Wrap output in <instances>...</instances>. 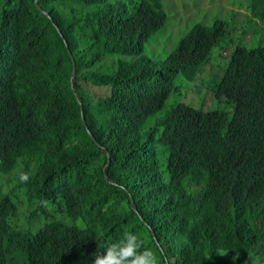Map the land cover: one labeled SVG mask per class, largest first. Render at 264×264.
I'll return each instance as SVG.
<instances>
[{"label":"trees","instance_id":"obj_1","mask_svg":"<svg viewBox=\"0 0 264 264\" xmlns=\"http://www.w3.org/2000/svg\"><path fill=\"white\" fill-rule=\"evenodd\" d=\"M81 1L0 0V264H92L94 252L124 234L104 219L128 185L140 206L167 197L165 212L179 219L147 240L167 264H264V46L234 48L224 81L246 92L242 109L257 110L229 117L185 104L144 131L164 107L168 77L204 72L227 24L197 23L152 60L141 53L165 24L161 0ZM246 1L264 18V0ZM103 90L106 123L88 124L81 101ZM157 143L172 152L169 186L156 170ZM185 174L186 211L177 215Z\"/></svg>","mask_w":264,"mask_h":264},{"label":"rangeland","instance_id":"obj_2","mask_svg":"<svg viewBox=\"0 0 264 264\" xmlns=\"http://www.w3.org/2000/svg\"><path fill=\"white\" fill-rule=\"evenodd\" d=\"M127 1L129 0H108V3ZM161 2L166 13L165 24L144 42L142 57L162 60L176 48L179 39L197 23L211 25L220 19L225 21L227 26L224 36L212 48L207 68L201 72V76L188 80L183 74H178L173 80V89L164 107L147 118L143 130L152 126L155 120L177 101L204 111L223 110L230 117L233 102L225 98H215L211 88L220 81L230 54L237 45L246 48L264 46V19L251 17L245 0H161ZM116 58V54L109 55L101 65L106 68ZM107 92L108 90L92 91L89 94L96 98ZM167 155L168 150L157 143V157L161 169L165 168ZM164 176L168 178L166 172Z\"/></svg>","mask_w":264,"mask_h":264},{"label":"clouds","instance_id":"obj_3","mask_svg":"<svg viewBox=\"0 0 264 264\" xmlns=\"http://www.w3.org/2000/svg\"><path fill=\"white\" fill-rule=\"evenodd\" d=\"M82 3L86 1H81ZM246 2V8L249 11L251 17L259 18L251 14L249 6ZM162 4V2H161ZM261 19V18H259ZM264 19V18H262ZM261 19V20H262ZM226 32V29L223 31ZM222 34L221 31H218L217 36ZM237 48L245 50L244 46L237 45ZM235 47V48H236ZM229 61V60H228ZM233 72V59L227 62V65L222 73L220 81L211 88L213 95L215 94L217 99L225 98L229 102H233L232 113L236 116L237 113L250 114L252 109L257 110L259 106L254 103L251 104L247 109H242V105L246 104V92L240 89L239 87L233 89H225L224 81L226 75L230 72ZM202 72V71H201ZM201 72L195 77L201 76ZM173 75L167 79V87L161 96V103L165 104V101L173 89ZM159 82L157 81H146L145 87L153 88ZM104 99L100 96L93 97H83L81 101L80 111L88 124L92 125V121L96 120L97 122L104 120V113L101 112ZM185 106V103L177 101L170 108L172 110L176 108H181ZM264 107V103L262 104ZM82 118L84 127L86 128L87 133L90 138L95 141L94 137L89 132L86 123ZM230 126L228 120H222L221 127L223 131H226ZM107 131L106 129H102ZM108 133V132H107ZM97 146H100L95 142ZM122 152V149L120 150ZM107 162L106 165L110 164V154L107 152ZM155 157V166L157 167V172L163 171V176L160 180L161 186H169L172 184V152L166 156L165 168L169 169L167 173L168 178L164 176V169H161L158 163L157 155ZM106 178V174H104ZM30 179V174L25 171H21L18 174V180L20 183H27ZM192 177L190 174H185L183 179L180 181L179 185L182 186V190L179 194L176 195L174 199L173 206L176 209V214L180 215L185 213L186 207L183 203L189 183L191 182ZM127 197L122 203H120L111 214L105 217L104 223L112 227L118 228L119 233H124L123 236L111 244L106 246L103 249H99L94 252L92 255L94 257L92 264H167V261L164 260L163 253H157L153 251L148 244L147 240L151 233L157 234L165 232L170 228L174 227L179 219L175 218L171 213H166L165 208L168 203L167 197L161 195L153 203H147L145 206H140L139 199L133 193V190L130 189V186H126ZM174 214V213H172ZM144 225L145 229L140 230L139 226Z\"/></svg>","mask_w":264,"mask_h":264},{"label":"crops","instance_id":"obj_4","mask_svg":"<svg viewBox=\"0 0 264 264\" xmlns=\"http://www.w3.org/2000/svg\"><path fill=\"white\" fill-rule=\"evenodd\" d=\"M109 111H110V109L107 107L106 112L108 113ZM105 123H106V121H104V120L98 122L99 125H104Z\"/></svg>","mask_w":264,"mask_h":264},{"label":"water","instance_id":"obj_5","mask_svg":"<svg viewBox=\"0 0 264 264\" xmlns=\"http://www.w3.org/2000/svg\"><path fill=\"white\" fill-rule=\"evenodd\" d=\"M38 6H39V4H38Z\"/></svg>","mask_w":264,"mask_h":264}]
</instances>
